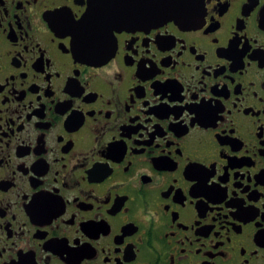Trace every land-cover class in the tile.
Listing matches in <instances>:
<instances>
[{
  "label": "flooded vegetation",
  "instance_id": "obj_1",
  "mask_svg": "<svg viewBox=\"0 0 264 264\" xmlns=\"http://www.w3.org/2000/svg\"><path fill=\"white\" fill-rule=\"evenodd\" d=\"M89 1L0 0V264H264V0Z\"/></svg>",
  "mask_w": 264,
  "mask_h": 264
},
{
  "label": "water",
  "instance_id": "obj_2",
  "mask_svg": "<svg viewBox=\"0 0 264 264\" xmlns=\"http://www.w3.org/2000/svg\"><path fill=\"white\" fill-rule=\"evenodd\" d=\"M200 0H90L86 13L77 24L79 43L89 50H100L115 30L139 25L188 22ZM143 16L144 20L134 19ZM150 17V18H149Z\"/></svg>",
  "mask_w": 264,
  "mask_h": 264
}]
</instances>
